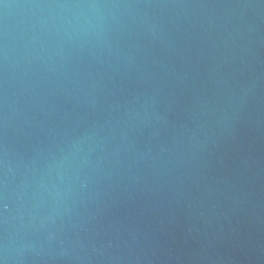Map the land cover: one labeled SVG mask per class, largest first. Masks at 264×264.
Wrapping results in <instances>:
<instances>
[{"label": "water", "instance_id": "1", "mask_svg": "<svg viewBox=\"0 0 264 264\" xmlns=\"http://www.w3.org/2000/svg\"><path fill=\"white\" fill-rule=\"evenodd\" d=\"M0 264H264V0H0Z\"/></svg>", "mask_w": 264, "mask_h": 264}]
</instances>
